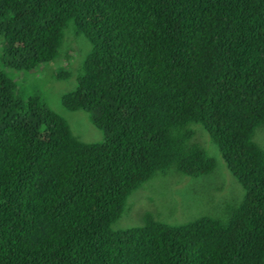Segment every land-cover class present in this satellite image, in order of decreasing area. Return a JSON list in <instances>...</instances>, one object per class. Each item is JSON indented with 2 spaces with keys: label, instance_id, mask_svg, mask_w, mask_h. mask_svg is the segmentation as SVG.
<instances>
[{
  "label": "trees",
  "instance_id": "1",
  "mask_svg": "<svg viewBox=\"0 0 264 264\" xmlns=\"http://www.w3.org/2000/svg\"><path fill=\"white\" fill-rule=\"evenodd\" d=\"M51 61L64 66L57 79L73 71L61 104L83 110L101 141L23 94L21 75ZM195 124L242 200L112 227L155 171L214 168ZM259 125L264 0H0V264H264Z\"/></svg>",
  "mask_w": 264,
  "mask_h": 264
},
{
  "label": "rangeland",
  "instance_id": "2",
  "mask_svg": "<svg viewBox=\"0 0 264 264\" xmlns=\"http://www.w3.org/2000/svg\"><path fill=\"white\" fill-rule=\"evenodd\" d=\"M63 69L64 66L51 61L40 71L34 69L23 73L18 79L23 94L39 95L51 110L66 120L71 131L81 140L101 141L102 130L88 120L83 110H68L61 104V94L75 85L73 71L69 78L57 79V72ZM9 73L16 74L10 70ZM194 126H199L203 132L199 135L200 142H197L213 159L214 168L197 177L178 172L174 167L155 171L129 194L122 214L112 227L137 225L145 211L169 223L185 222L204 214L214 215L225 204L242 200L244 189L228 169L217 145L200 124ZM263 137L264 126L259 125L255 128L253 140L263 145Z\"/></svg>",
  "mask_w": 264,
  "mask_h": 264
}]
</instances>
